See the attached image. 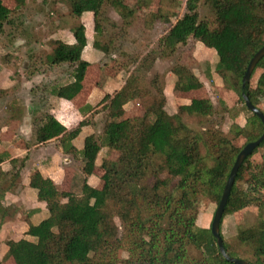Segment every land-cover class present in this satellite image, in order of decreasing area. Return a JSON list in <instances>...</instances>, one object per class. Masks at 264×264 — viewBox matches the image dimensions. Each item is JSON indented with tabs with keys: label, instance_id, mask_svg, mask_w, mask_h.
<instances>
[{
	"label": "trees",
	"instance_id": "obj_1",
	"mask_svg": "<svg viewBox=\"0 0 264 264\" xmlns=\"http://www.w3.org/2000/svg\"><path fill=\"white\" fill-rule=\"evenodd\" d=\"M68 1L73 16L93 11L94 30L100 35L104 32L100 15L105 4L131 22L136 10L150 3V0H137V6L130 7L127 0H99L98 3V0ZM14 2L15 6L10 7L0 0V36L7 31V26L14 25L13 15L27 0ZM202 3L221 23L213 42L218 56L216 70L225 79L231 76L233 88L239 93L245 108L250 110L242 96V78L251 58L264 45V0H203ZM162 11L160 7L149 18L152 21L168 20ZM83 28L84 25L80 24L77 31ZM208 33L209 28L203 24L198 6L192 5L160 38V53L150 51L141 59L140 54L129 57L131 64L139 61L138 67L109 97L108 114L120 112L128 102L148 95L153 96V102L144 115L120 120L107 118L103 123L104 145L119 154L115 159L103 158V186L95 187L85 178L80 190L71 191L59 190L49 180L42 181L37 197L39 201L46 202L49 216L38 224H31L26 232L31 237L42 235L41 242L28 237L9 239L2 263L12 259L15 264H236L220 252L211 226H198L199 209L192 201V191H199L219 203L239 152L263 133L262 120L250 110L252 116L246 126L233 124L231 132L235 138H245L242 146L235 144L234 138H228L214 125L197 132L183 121L180 113L211 116L216 112L211 98H193L190 103L181 105L178 113L170 114L165 109L163 77L155 74L152 78L151 83L157 87V93L144 83L142 77L162 54L174 56L179 46L187 44L190 37L200 39ZM55 43L48 62L51 65L67 64L70 79L54 85L50 93L59 98L75 99L83 88L90 63L82 58L71 61L60 58L68 47L64 48L61 40ZM93 46L109 57V45L96 39ZM70 48L69 53H76L81 47ZM259 68L262 71L255 89L264 93V57L254 68L246 92L254 105L260 108L254 102L251 91V81ZM172 72L177 77L175 87L181 92L197 91L205 86L180 58L173 65ZM8 94L9 90L0 88V98ZM90 108L87 103L81 110ZM7 111L8 121L21 119L24 106L14 97L7 103ZM33 120V143L56 140L64 151L71 149L72 141L82 131L80 126L68 129L51 112L40 118L35 116ZM202 145L206 148L205 154ZM251 158L254 159L252 178L264 187L263 141L242 163L222 221L228 214H235L249 206L257 207V221L237 233V239L250 248L255 259L239 256L225 241L222 231L221 235L231 256L264 264V198L252 193L238 195L233 192L244 163ZM16 161L12 159L11 163ZM20 182V169L4 171L0 166V229L9 212L3 203L6 193L14 192ZM116 216L122 223L121 234L114 221ZM192 245L203 247L209 258L192 254ZM123 252H127L128 256L123 257Z\"/></svg>",
	"mask_w": 264,
	"mask_h": 264
},
{
	"label": "rangeland",
	"instance_id": "obj_2",
	"mask_svg": "<svg viewBox=\"0 0 264 264\" xmlns=\"http://www.w3.org/2000/svg\"><path fill=\"white\" fill-rule=\"evenodd\" d=\"M202 1L197 0L193 4V0H150L149 5L143 8L139 7L136 10L134 18L130 19L131 22L123 18L113 7L105 4L102 7V15H100L104 32L100 35L96 34L94 30V15L91 14L90 19L85 20L83 24L79 16L71 15L68 0H27L20 11L13 15L14 25L7 26V31L0 36V84L8 85L10 81H13L8 89L10 94L0 98V127L8 120L7 103L15 97L23 106L29 105L36 109L30 118L31 123L29 122V131L34 139V117H43L46 112H51L55 107L56 97L50 93V89L54 85L70 79V67L67 64L51 65L48 62V56L54 52L56 45L54 32L60 28H70L77 31L79 25L83 24L84 30L77 31L79 39L77 38L76 44L82 43L79 40L85 42L86 29H88L90 43L93 44L97 39L101 43L109 45L111 51L109 57H105L103 53L104 57L101 59L102 61L107 60V65L97 63L94 67L89 68L88 83L92 84L93 87L95 85L102 87L109 81L111 85L109 89H106L108 94L104 88L96 90L97 92L91 97V104L94 105H91L88 114L79 115L76 110L75 113L69 114L72 121L70 129L77 126L82 128L83 147L79 149L74 145L70 152L65 151L64 155L58 157L59 166L69 164L68 169L70 168L65 179L66 182L61 183L64 186L62 188L59 186V190H80L85 178H88L91 185L101 188L104 183L102 179L104 173L103 158L115 159L119 155L117 151L104 145L103 123L107 118L120 120L129 116L144 115L153 102V96L148 95L142 99L138 98L128 102L120 112L108 114L109 97L123 85L138 67L139 61L131 64L129 57L140 54L141 59L150 51L160 53L158 47L160 38L169 31L176 19L182 16L186 9L196 5L203 24L209 28V33L200 39L190 37L187 44L179 46L174 56L162 54L158 57L148 72L143 73L144 83L157 93V87L155 86V88L151 83L152 78L155 74L163 77L162 85L166 98L165 109L170 114L178 113L180 106L190 103L193 98L210 97L216 108L213 115L198 116L182 112L180 115L183 121L197 132L214 125L221 129L228 138H234L235 144L244 145L245 138H235L231 128L234 123L246 126L252 112L245 108L240 100L239 93L232 86L231 76L225 79L216 70L218 56L213 47V42L214 35L220 29L221 23L214 19L210 9ZM96 2L98 3L99 0ZM126 2L130 7L137 6V0H127ZM4 3L10 7L15 6L14 0H4ZM160 7L163 9V16L168 20L152 21L149 15L152 12H157ZM78 51L80 50L77 49ZM77 52H73L72 55L63 54L60 58L70 61L80 58ZM179 58L184 64L190 66L204 82V88L188 93L176 89L177 77L172 72V67ZM261 71L262 69L259 68L255 72L251 81V91L254 102L264 111V93L255 89ZM80 99H77L74 108L90 102L87 99ZM50 142L48 150L41 151V154L52 153L55 155V149L60 146V143L56 140ZM201 147L205 154L206 148L204 145ZM253 169L254 159L251 158L244 163L233 192L238 195L252 193L264 198V187L252 178ZM44 178L45 180L50 179ZM52 183L57 188L56 184ZM192 201L199 209L198 226L210 227L219 203L199 191H192ZM257 215V207L249 206L235 214L226 215L221 225L225 241L233 247L239 256L248 258V260L255 258L252 256L250 248L237 239V233L239 230L254 224L257 221ZM114 221L121 234V220L116 216ZM21 229H17L15 236L22 233ZM32 238L40 243L42 235ZM3 239L1 247L5 246L6 236ZM190 249L192 254L198 257L209 258L201 246L192 245ZM122 255L127 257L128 253L123 252ZM0 264H4L1 258ZM5 264H15V262L11 259Z\"/></svg>",
	"mask_w": 264,
	"mask_h": 264
},
{
	"label": "crops",
	"instance_id": "obj_3",
	"mask_svg": "<svg viewBox=\"0 0 264 264\" xmlns=\"http://www.w3.org/2000/svg\"><path fill=\"white\" fill-rule=\"evenodd\" d=\"M91 14L93 15L92 10L83 12L79 16L81 18V22L83 23L85 20H89ZM54 36L55 40H61L63 42L64 48L68 47L67 49L65 48L64 51L66 55H70V53L72 54V52L69 53V50H71L70 47L79 45L81 48L80 51H78V54L80 58L89 61V68L94 67L97 63H102L103 65L108 62L107 60H101L104 57L103 52L95 48L93 44L90 43L88 29H86L85 42L82 43L76 44L79 34H77V31H73L70 28L57 29L54 32ZM89 68L87 76L83 81V88L78 94V97L75 99H66L54 96L56 97V103L51 113H53L55 117L68 129L72 126V121L69 116L70 113H75L76 110L79 115H82L84 113L88 114L89 111V109L81 110V107L83 106L74 108V104L77 99H87L88 102L90 101L88 104L91 106L94 105L91 104V97L95 92H97L96 90L104 88L105 92L108 94L106 89H109V86L111 85L109 81H107L102 87L100 85H95V87H93L92 84L88 83ZM32 78H34V76H32ZM11 82L13 81H10L8 85L0 84V88L8 90L12 84ZM113 94L114 93H112V95ZM25 107L26 105L24 106V115L21 119L7 120L0 127V166L4 171H10L13 170V168L21 170V182L18 188L14 192H7L3 201L4 205L8 207L9 212L5 215L0 229V253L2 252L0 257L1 260L8 249L7 241L9 239L19 240L20 238L28 237L34 240L31 236L26 235L29 226L31 224H38L49 216V210L46 202L39 201L37 197L38 186L42 181L47 180H45L44 177L50 178L49 180L54 182L59 189L64 186L61 185V183L63 184L66 182L65 179L67 178L70 170V168L68 169L69 164L61 166L58 165V157L62 154L64 155L65 153L61 145L55 149V155H52V153H48L46 155L40 153L46 149L48 150L51 142L49 141L50 143L47 142L44 144L33 143V137H31L29 129L31 123L30 118L33 113L36 112V109L33 106L28 105L26 107V111ZM8 115L9 113L7 111V117ZM82 132H80V134L72 141V148L74 145H76L79 149L83 147L81 139ZM71 149L66 152H70ZM12 159H17L16 163H11ZM18 228H22V233L15 236V232H17ZM4 236H6L7 239L5 240V246L3 245L1 247ZM10 260L11 259L8 261ZM8 261L6 263H8Z\"/></svg>",
	"mask_w": 264,
	"mask_h": 264
},
{
	"label": "water",
	"instance_id": "obj_4",
	"mask_svg": "<svg viewBox=\"0 0 264 264\" xmlns=\"http://www.w3.org/2000/svg\"><path fill=\"white\" fill-rule=\"evenodd\" d=\"M264 57V45L253 55V57L251 58L245 72L242 78V96L243 99L245 101L246 106L253 111L256 115H258L260 117V119L263 122V126H264V112L257 107L256 105H254V103L251 101L249 94L246 92V86L247 84L250 82L252 73L254 71V68L256 67L258 61ZM264 141V130L263 133L261 134V136L251 142H248L243 148L242 150L239 152L235 163L230 171V174L228 176V179L226 181L221 199L219 201L218 207L215 211L212 223H211V231L213 233V235L215 236V238L217 239V244L219 247L220 252L222 253V255L229 261L234 262L236 264H254L250 261H247L245 259L239 258V257H234L231 256L225 246H224V240L222 238L221 235V221H222V217L223 214L225 212V208L229 199V196L231 194V191L233 189V185L235 183V179L237 176V173L242 165V163L244 162V160L246 159V157L251 154L253 152V150L261 143Z\"/></svg>",
	"mask_w": 264,
	"mask_h": 264
}]
</instances>
